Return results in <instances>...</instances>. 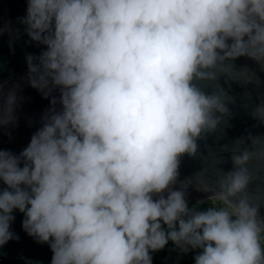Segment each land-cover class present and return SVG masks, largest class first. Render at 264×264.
Here are the masks:
<instances>
[{
  "label": "clouds",
  "instance_id": "1",
  "mask_svg": "<svg viewBox=\"0 0 264 264\" xmlns=\"http://www.w3.org/2000/svg\"><path fill=\"white\" fill-rule=\"evenodd\" d=\"M20 22L44 46L26 57L30 85L59 97L18 155L0 149V246L18 238V210L51 264H152L169 241L199 249L195 264H264L256 208L230 199L252 153L232 156L238 170L206 210L170 187L228 112L223 92L193 81L241 56L264 67V0H26ZM15 103L9 91L0 124ZM254 115L264 121V105Z\"/></svg>",
  "mask_w": 264,
  "mask_h": 264
},
{
  "label": "water",
  "instance_id": "2",
  "mask_svg": "<svg viewBox=\"0 0 264 264\" xmlns=\"http://www.w3.org/2000/svg\"><path fill=\"white\" fill-rule=\"evenodd\" d=\"M25 15L26 0H0V104L9 91L16 95L13 119L0 124V149L17 155L42 126L52 107L51 98L59 97V91L54 89L45 98L29 83L26 57L38 56L44 46L26 34L20 22ZM224 64L231 66L230 72H217L214 80L193 83L205 94L223 92L228 112L216 114L221 117L220 122L196 139L194 154L179 157L178 176L170 187L184 191L187 203L206 201L220 191L218 182L227 173L238 170L232 156L248 150L252 156L242 167L249 180L230 199L233 203L245 200L249 207L256 208V219L264 224V121L254 115L255 108L264 105V67L247 56ZM55 108L60 109L59 103ZM13 215L10 231L18 238L0 246V264H51L49 245L27 235L22 228V213L16 210Z\"/></svg>",
  "mask_w": 264,
  "mask_h": 264
},
{
  "label": "trees",
  "instance_id": "3",
  "mask_svg": "<svg viewBox=\"0 0 264 264\" xmlns=\"http://www.w3.org/2000/svg\"><path fill=\"white\" fill-rule=\"evenodd\" d=\"M198 202H188V206L190 208H196L198 211H203L208 207L214 206L211 198ZM198 252L199 249H189L187 253H183L169 241L162 250L151 253L152 264H195L194 256Z\"/></svg>",
  "mask_w": 264,
  "mask_h": 264
}]
</instances>
